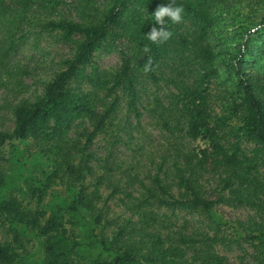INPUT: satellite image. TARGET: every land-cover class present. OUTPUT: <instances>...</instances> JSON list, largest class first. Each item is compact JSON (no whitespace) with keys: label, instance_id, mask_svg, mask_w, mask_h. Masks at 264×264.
Instances as JSON below:
<instances>
[{"label":"trees","instance_id":"1","mask_svg":"<svg viewBox=\"0 0 264 264\" xmlns=\"http://www.w3.org/2000/svg\"><path fill=\"white\" fill-rule=\"evenodd\" d=\"M169 3L0 0V87L27 90V70L10 61L20 46L70 47L0 129V264H264V0H174L182 19L156 24L152 14ZM219 14L231 37L217 31L228 25ZM153 27L171 36L153 43ZM119 43V68L99 69L97 50ZM141 79L167 94L144 106ZM145 113L164 144L142 146ZM134 130V164L91 148L99 136L126 144ZM112 198L128 216L109 215ZM219 204L258 217L230 223ZM180 212L199 216L194 230L176 222ZM244 241L250 261L217 251Z\"/></svg>","mask_w":264,"mask_h":264},{"label":"rangeland","instance_id":"2","mask_svg":"<svg viewBox=\"0 0 264 264\" xmlns=\"http://www.w3.org/2000/svg\"><path fill=\"white\" fill-rule=\"evenodd\" d=\"M102 2V0H98ZM65 14L68 13V10L62 9ZM221 17L222 15L219 14ZM226 19V26L218 27L217 31H221L224 36L231 37L232 32H234L235 26L232 24L228 17H221ZM222 26V24H221ZM120 45L119 43L116 46H105L97 50L96 60L99 69L106 71H115L120 66ZM70 47L62 43H54L49 39L41 40L36 46L23 45L20 46L13 54L10 59L11 62H14L16 66L21 67L22 69L27 70L28 73L21 75V80L23 84L26 85V91H18L16 89L10 90L8 88L0 87V129L10 130L13 125V119L10 115L8 107L12 104H15L22 100H33L35 95L42 93L41 83L48 81L54 74L56 70L55 64L62 58L69 55ZM264 65V64H263ZM141 87V98L142 103L146 107H150L154 100L153 94L156 93L159 96L167 94L164 86L159 88L150 84L147 80H142L140 82ZM122 112L119 113L121 116ZM127 117V116H126ZM146 113L141 116V130L144 128V134L146 135L145 139L147 142L142 143V146H146L148 142L153 146H158L164 144L165 141L163 138L164 132L161 130L158 123L153 121ZM138 132L134 130L131 133L132 139L124 137L123 142L119 145H110L108 144L107 138L99 136L96 138L94 143L91 145L92 150L96 155H106L110 147H112L113 156L110 160L114 159L117 162H120L122 168L126 167L131 161L132 164L137 162V160L132 159L134 154L133 150L138 145L137 138L139 137ZM242 146L247 150H251L255 145L244 142ZM262 159V158H261ZM261 163L260 170L264 171V163L259 159ZM213 182V180H211ZM211 182L209 185L212 186ZM109 189L101 188L100 194L104 199L109 193ZM109 210V215L114 213L121 214V216H128V213H124L121 203L115 199H110L106 205ZM217 213L222 215L226 220L231 222H247L251 219H257L258 215L255 209H252L247 206H234V205H225L219 204L216 206ZM120 216V215H119ZM121 219V218H120ZM199 216L192 215L188 212L179 213V217L176 222L183 224L186 221V228L194 230L193 226H197ZM4 235H0L2 238ZM218 253L225 256L229 262L238 263L241 261H250L252 255V248L248 245L247 242H241V246H237L236 243L231 245H219L217 249Z\"/></svg>","mask_w":264,"mask_h":264},{"label":"clouds","instance_id":"3","mask_svg":"<svg viewBox=\"0 0 264 264\" xmlns=\"http://www.w3.org/2000/svg\"><path fill=\"white\" fill-rule=\"evenodd\" d=\"M183 7L176 6L173 0V3L168 5L158 6L155 12L152 14L156 24L166 25L165 17L169 18L173 23H177L182 19ZM147 39L153 43H160L166 41L171 36V33L164 27H153L152 30L146 34ZM147 50V49H146ZM151 70V62L148 61L144 65V71Z\"/></svg>","mask_w":264,"mask_h":264}]
</instances>
